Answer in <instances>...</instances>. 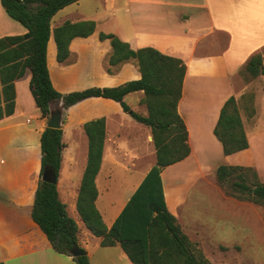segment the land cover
<instances>
[{"label": "crops", "instance_id": "obj_1", "mask_svg": "<svg viewBox=\"0 0 264 264\" xmlns=\"http://www.w3.org/2000/svg\"><path fill=\"white\" fill-rule=\"evenodd\" d=\"M83 21L94 22V32L87 38H74L67 60L57 62L53 30L65 22ZM50 28L47 68L53 88L61 94L117 87L140 79L133 61L120 64L112 74L107 73L105 62L111 54V46L108 40L99 39L100 34H112L132 50L150 47L183 61L186 71L177 112L188 133L190 154L161 171L165 206L182 232L199 249L206 245L218 256L240 255L245 250L247 264H264V207L226 195L217 186L219 193H206L193 183L187 187L173 185L170 193L174 205L169 206L163 181L166 173L173 183L182 174L183 164L194 156L193 139L199 136L200 142L208 136L213 139L220 109L228 98L233 97L238 106L245 103L243 96L247 86L239 80V73L256 54L262 55L264 64V0H80L57 12ZM25 33L26 29L9 18L0 4V39ZM30 78V71L26 70L22 78L14 81V112L0 120V262L75 264L72 257L52 249L31 218L35 191L41 179L40 139L47 119L41 117L35 106L29 91ZM210 89L214 93L204 110L203 94H208ZM192 95L197 106L189 103ZM142 99V92H134L124 101L131 112L147 116ZM100 118L105 120V140L95 178V206L107 228L155 166L151 129L123 112L117 102L88 98L63 112L61 141L64 147L55 183L58 198L78 227V244L90 264L94 261L132 264L119 246L101 247L100 239L86 228L76 208L88 156L84 124ZM241 121L244 125L242 116ZM115 170L116 181L113 179ZM138 172H142V176L136 180L134 175ZM132 181L134 184L130 187ZM192 190L199 193L200 200L195 194L190 196ZM110 193L113 196L107 199ZM205 216L209 217L212 233L230 236V243L214 242L211 232V239L202 236L197 224H202ZM220 261L214 259L213 264H221Z\"/></svg>", "mask_w": 264, "mask_h": 264}, {"label": "trees", "instance_id": "obj_2", "mask_svg": "<svg viewBox=\"0 0 264 264\" xmlns=\"http://www.w3.org/2000/svg\"><path fill=\"white\" fill-rule=\"evenodd\" d=\"M80 0H0L9 18L26 29L21 36L0 39V120L14 112V81L30 71L29 91L42 118L49 115V104L61 102L64 109L88 98H103L117 102L123 112L151 129L156 151V164L142 180L122 212L110 228L103 222L95 206V178L99 172L105 140V120L96 119L84 124L88 139L87 164L77 197V212L91 234L100 239L103 248L119 246L132 264H208L197 244L190 242L181 231L175 217L165 206L161 171L185 160L190 154L188 133L177 112L181 98L186 66L182 60L161 54L147 47L132 50L127 43L112 34H100L108 40L110 67L134 61L140 79L112 88H89L67 94L57 92L47 68L46 50L52 18L63 8ZM95 29L92 21L65 22L53 30L57 49L56 59L64 63L74 38H87ZM262 55L250 58L245 71L253 78L264 74ZM108 73H111L107 69ZM142 92L141 104L147 116L131 112L124 98ZM213 135L220 143L224 156L249 149L237 103L228 98L220 109ZM62 131L46 128L40 139L41 171L54 172L61 166ZM219 186L239 200L264 207V184L250 167L219 166L215 172ZM33 222L49 241L52 249L69 256L77 248L82 255L72 257L75 264H90L86 252L79 246L78 227L59 201L56 184L38 182L31 211ZM0 264H2L0 262Z\"/></svg>", "mask_w": 264, "mask_h": 264}, {"label": "rangeland", "instance_id": "obj_3", "mask_svg": "<svg viewBox=\"0 0 264 264\" xmlns=\"http://www.w3.org/2000/svg\"><path fill=\"white\" fill-rule=\"evenodd\" d=\"M133 63L135 64L134 61ZM118 66L110 67L108 65V58L106 59L105 69L106 71L107 69L110 70L111 73L109 74H112L114 71H116ZM239 80L243 83L244 86H247V88L245 89V96H243L245 103L240 104V106L237 105V108L238 110L239 108H242V110H239V114L240 117L242 116L244 120L243 127L249 142V149L234 154L232 156H224L222 153L221 145L214 137L212 139L211 136H208L207 139L204 138V140L201 142H200V136L197 137L196 140L193 139L194 144L192 145L195 147L194 156L192 160L183 164L184 170L181 171L182 174L179 176V178H176L173 183V181H171V178L168 176V174L167 173L164 174L163 181H164V186L166 188V196L170 204L169 206L174 205V198L170 193V190L173 187V185L177 186L180 184V186L187 187L188 185L193 183L197 185V188L204 190L206 193L209 192V194L219 193L215 188V186H217L223 193L229 195L227 189H225L222 186H219V184L216 181L215 172L219 166L250 167L257 173L258 181L261 184H264V74L253 78L245 71V69H242L239 73ZM106 88H112V87H106ZM209 93L207 94V92H205L203 94V96L205 97V101H203L202 103V108L204 110L207 106H209V102H210L209 98H211V95L214 92L210 89ZM194 100H195V95L189 96V103L193 102L194 105L197 106ZM187 106L188 105H186V107ZM116 171L117 170H115L113 173V179L115 181L117 180ZM141 174L142 172H138L137 175H134V178L138 180L142 176ZM133 181L130 184V187L133 186L135 182ZM194 192L195 190H192L190 192V196L195 194L197 200H200L198 196L199 193L198 192L194 193ZM111 196H113L112 193H110L107 196V199L110 198ZM192 215L194 214L192 213ZM208 221H209V217L205 216V218H203V223L197 224V228L199 229V232L202 234V236L205 239L207 238L211 239L210 232L212 233V231L209 228ZM217 234L215 235L212 233L213 237L211 240H213L214 242H216L217 240L224 243L231 242L230 236L220 233ZM203 247L200 246V249L202 250L206 259L209 260L212 264L214 259L221 260L219 262L221 264H247L248 257L245 256V250H242V254L240 255H234L228 253L225 254L224 256L223 255L218 256L213 252L212 249L208 248V246L203 245ZM250 259L253 260V258ZM126 263L127 262L124 261L120 262V264H126ZM94 264L97 263L94 261Z\"/></svg>", "mask_w": 264, "mask_h": 264}, {"label": "water", "instance_id": "obj_4", "mask_svg": "<svg viewBox=\"0 0 264 264\" xmlns=\"http://www.w3.org/2000/svg\"><path fill=\"white\" fill-rule=\"evenodd\" d=\"M64 108L62 107L61 102H55L49 104V115L47 118L46 128L54 129V130H61L62 127V116L64 112ZM41 180L46 183L55 184L56 178L54 172L49 169L45 168L41 175ZM70 255L74 257H78L82 255L81 252L78 251L77 248H74L70 251Z\"/></svg>", "mask_w": 264, "mask_h": 264}, {"label": "bare ground", "instance_id": "obj_5", "mask_svg": "<svg viewBox=\"0 0 264 264\" xmlns=\"http://www.w3.org/2000/svg\"><path fill=\"white\" fill-rule=\"evenodd\" d=\"M167 192H168V190H167Z\"/></svg>", "mask_w": 264, "mask_h": 264}]
</instances>
